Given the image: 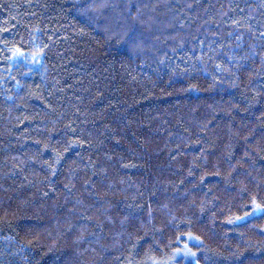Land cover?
Here are the masks:
<instances>
[{
    "label": "trees",
    "instance_id": "trees-1",
    "mask_svg": "<svg viewBox=\"0 0 264 264\" xmlns=\"http://www.w3.org/2000/svg\"><path fill=\"white\" fill-rule=\"evenodd\" d=\"M153 261L264 264V0H0V264Z\"/></svg>",
    "mask_w": 264,
    "mask_h": 264
},
{
    "label": "rangeland",
    "instance_id": "rangeland-1",
    "mask_svg": "<svg viewBox=\"0 0 264 264\" xmlns=\"http://www.w3.org/2000/svg\"><path fill=\"white\" fill-rule=\"evenodd\" d=\"M260 212H262V209H261V207H260V209L259 210H254V214H258V213H260ZM192 237V236H191ZM194 238V237H193ZM192 241H189V242H187L186 244L185 243H183L184 244V246H183V248L178 252L179 254H184L185 255V257H189V258H191V259H193V260H196V256H195V253H194V250H193V247H194V245H197V244H199V241H198V239H196V238H194V239H191ZM194 240H196V241H194ZM194 244V245H193ZM155 264H160V262H158V261H153Z\"/></svg>",
    "mask_w": 264,
    "mask_h": 264
},
{
    "label": "snow or ice",
    "instance_id": "snow-or-ice-1",
    "mask_svg": "<svg viewBox=\"0 0 264 264\" xmlns=\"http://www.w3.org/2000/svg\"><path fill=\"white\" fill-rule=\"evenodd\" d=\"M260 206L259 205H255V210H259Z\"/></svg>",
    "mask_w": 264,
    "mask_h": 264
}]
</instances>
